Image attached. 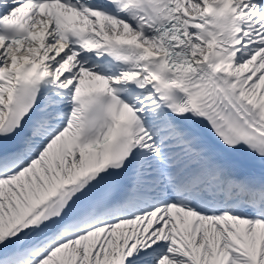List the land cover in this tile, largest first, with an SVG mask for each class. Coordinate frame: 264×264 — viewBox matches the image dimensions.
<instances>
[{"label":"snow or ice","instance_id":"obj_1","mask_svg":"<svg viewBox=\"0 0 264 264\" xmlns=\"http://www.w3.org/2000/svg\"><path fill=\"white\" fill-rule=\"evenodd\" d=\"M0 264H264V0H0Z\"/></svg>","mask_w":264,"mask_h":264}]
</instances>
